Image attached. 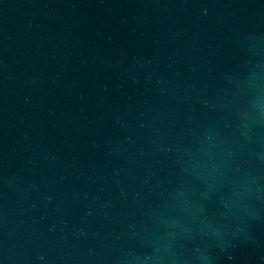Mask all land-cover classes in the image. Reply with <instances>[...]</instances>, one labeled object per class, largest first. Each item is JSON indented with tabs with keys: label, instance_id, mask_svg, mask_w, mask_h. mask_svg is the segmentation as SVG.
Returning <instances> with one entry per match:
<instances>
[{
	"label": "water",
	"instance_id": "obj_1",
	"mask_svg": "<svg viewBox=\"0 0 264 264\" xmlns=\"http://www.w3.org/2000/svg\"><path fill=\"white\" fill-rule=\"evenodd\" d=\"M0 264H264V0H0Z\"/></svg>",
	"mask_w": 264,
	"mask_h": 264
}]
</instances>
